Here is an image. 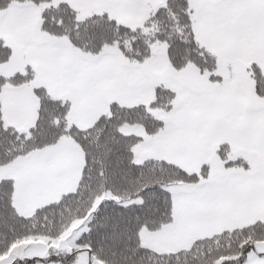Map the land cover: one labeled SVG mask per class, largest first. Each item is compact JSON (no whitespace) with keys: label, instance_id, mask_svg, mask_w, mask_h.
<instances>
[{"label":"snow or ice","instance_id":"6c2138e0","mask_svg":"<svg viewBox=\"0 0 264 264\" xmlns=\"http://www.w3.org/2000/svg\"><path fill=\"white\" fill-rule=\"evenodd\" d=\"M0 264H264V0H0Z\"/></svg>","mask_w":264,"mask_h":264}]
</instances>
